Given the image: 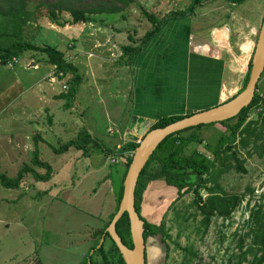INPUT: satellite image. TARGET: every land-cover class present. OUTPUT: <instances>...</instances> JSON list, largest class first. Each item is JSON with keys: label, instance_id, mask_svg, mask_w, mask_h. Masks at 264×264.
Listing matches in <instances>:
<instances>
[{"label": "rangeland", "instance_id": "obj_1", "mask_svg": "<svg viewBox=\"0 0 264 264\" xmlns=\"http://www.w3.org/2000/svg\"><path fill=\"white\" fill-rule=\"evenodd\" d=\"M40 1L46 4L55 0H33L30 6L34 7ZM191 1L136 0V4L126 6L128 9L121 12L98 14L95 21L68 22L66 26L51 23L46 15V7L37 9L35 25L39 27L27 30L25 38L38 45L57 46L70 62H73L75 53L77 59L74 63L81 75V83L77 85L71 84L73 76L70 74L58 77L55 82L57 84L52 82L53 97L52 94L46 95L51 102L39 98L44 93H39L42 86L35 83V80L45 76L47 67L41 64L36 70L30 69L27 59H35L29 53L17 57V62L11 66L0 59V171L14 179L28 165L39 174H45L46 167L33 163L36 148L40 159L49 163L52 170L45 180L37 179L33 173L23 170V178L16 188H8L0 183V253L3 255L1 259L9 260L7 264H13L15 258V264H31L36 257L41 264H87L90 261L105 264L101 255L94 252L93 246L98 245L101 228L116 211L117 194L113 193L112 183L109 181L113 176H109V172L114 173L118 167L121 170L129 157L124 160V157L115 155L116 162L111 163L108 156L113 151L107 149L115 151L119 138H126L125 133L134 111L133 100L122 90L129 81L122 76L121 86L120 60H115L124 52L126 45H141L144 35L153 28V22L143 10L154 14L157 21L165 18L158 23L160 27L154 34L158 39H167L164 33L173 20L183 29L179 44L171 50L169 60L163 64L162 76L170 79L179 76L187 64L189 54L194 53L187 38L188 30L196 33L201 29L224 25L232 14L239 19L251 17L252 21L256 17L259 24H262L264 18V0H246L243 3L203 0L194 9H190ZM100 2L102 0H72L74 6L81 8L90 4L98 5ZM115 3L114 1V6ZM112 4L111 2L109 5ZM173 12L181 15L173 17ZM63 16L68 20L72 18L68 12H64ZM247 28L243 27L241 33H233L231 40L236 41L237 45L242 43L246 36L244 34L248 32ZM110 37L114 38L110 40ZM103 45L110 50L105 55L102 54V59L98 50ZM125 56L129 58L126 54ZM108 58L111 60L108 61ZM36 61L39 62L38 59ZM122 64L124 67L127 64V68L130 66L125 61ZM127 68H123V73L128 78ZM45 78L47 79V75ZM64 83L68 85V89H63ZM43 84L47 85V81H43ZM239 84H242V80ZM21 86L25 92H22ZM47 86L51 89L50 85ZM73 86L74 95H67ZM62 93L65 95L59 97ZM16 96L18 97L15 99ZM45 109L50 111L51 118L47 117ZM34 113L38 115V120L41 119L40 123L33 121ZM251 116H256L253 111ZM25 118H28L27 121H23ZM52 118L58 125L66 124L67 129L56 130L58 125L55 124L54 132H39L40 127L44 128L42 124L49 126ZM89 128L99 141L98 147L92 144L87 153L75 147L61 153L54 151L53 147L58 148L76 139L82 129L89 131ZM223 130L225 127L221 122L186 130L182 132L177 145H185L187 138L194 139L184 146L185 152L190 154L197 149L214 160L213 152L217 149V140L223 136ZM39 134L45 136L44 141ZM126 139L125 144L133 141ZM200 139L203 140L201 144ZM173 148L174 138L171 136L153 152L150 159L152 165L164 162L169 150ZM234 150H240L238 156L243 159L246 171H239L233 165L228 169L225 167L219 175V184L226 193H244L246 196L232 217L217 214L212 216L205 232L202 230L203 217L193 203V191L185 193L174 202L180 191L178 186L163 178L144 180L142 193H138L136 199L137 212L144 222L151 224L159 223L164 218L166 232L171 236L166 240L160 234L148 237L146 264H182L187 254L184 248L190 245L198 252V257L191 264H227L229 256L237 252L236 243L244 232L245 220L249 214L248 200L252 204L264 200V152L261 155L255 151L247 156L239 145ZM232 162L235 163V160L232 159ZM220 164L221 162H217L216 168ZM118 181L121 182L120 174ZM101 188L105 192L103 195L100 193ZM248 188L254 192L248 191ZM206 195L207 191L203 194L204 198ZM101 196L105 197L104 208L93 213L90 208L94 206L90 207L89 199L100 202ZM100 207L101 204L99 209ZM93 225L100 229L96 231L93 228L90 232ZM108 239L104 246L107 249L110 245Z\"/></svg>", "mask_w": 264, "mask_h": 264}, {"label": "trees", "instance_id": "obj_2", "mask_svg": "<svg viewBox=\"0 0 264 264\" xmlns=\"http://www.w3.org/2000/svg\"><path fill=\"white\" fill-rule=\"evenodd\" d=\"M114 1L116 2V6H114ZM202 1L203 0H192L190 9H194ZM232 1L235 3H243V1L246 0ZM31 2H33V0H0V59L7 62L13 57H19L24 53H29L35 61L38 59L39 61L54 65L56 70L55 73L59 77H62L60 76V73L63 75H72L73 77L70 82L74 85L81 83V75L78 71L77 65L68 61L62 50L51 44L38 45L25 38V32L27 30H31L30 27L38 18L37 9L41 10V8L46 7V15L49 21L59 26H65L68 22L89 23L95 21V16L98 14L121 12L124 9H128L130 5L136 4V0H108V2L102 0V2H100L101 4H90L85 8H81L74 6L72 4V0H55L46 4L40 1L34 7L30 6ZM111 2L113 3L112 6L109 5ZM117 3L120 5L117 6ZM64 12H68L72 16L71 20L64 18ZM143 13L149 17L154 26L144 35L141 45H126L124 47L123 53L129 57V61L130 58L132 59L135 53L140 49V47L146 44L150 38L154 36L155 32L160 27L158 23L165 19L162 18L157 21L154 14L145 10H143ZM172 14H174L173 17L181 15L180 13L176 14L175 12ZM249 72L250 67L241 90H243L247 84ZM263 74L264 72L262 75ZM74 91L75 89L73 86L72 90H70L67 95L70 94L73 96L74 93L72 92ZM64 95L65 94L62 93L60 97ZM69 98H71V96H69ZM252 111L255 113V117L251 116ZM184 116L185 115H163L154 121L151 128L165 126L168 123L181 119ZM219 122L224 125L225 130L221 131L223 136L221 138L219 137L217 140V149L213 152L215 154L214 160H210L204 153L197 149H194L190 154L185 152L184 146L188 145L194 139L187 138L185 141L187 143H185V145H177L183 131L201 127L205 124L189 127L170 134L158 145L157 149L169 137L172 136L174 138L175 148L169 150L164 162L152 165V161L150 162V159L154 155V151L149 158V161L143 168L135 190V208L137 211L138 204L136 199L138 193L140 195L142 193L144 180L147 178H163L166 182L173 183L180 189L174 202H176L185 193L190 191L194 192L195 198L193 203L203 217L201 220L203 232L206 231L210 225L211 217L215 214L226 218L232 217L233 212L243 201L246 195L244 193L229 194L224 192L222 186L219 184V175L224 171L225 167L228 169L232 165L239 171H246L242 163L243 159L241 156H238L240 150L233 151L234 147L239 145L246 151L247 156H251L255 151L261 155L264 152V95L259 91V85H257L254 98L248 106L242 108L236 116ZM199 142L201 144L203 143V140L200 139ZM92 144L98 146L99 141L92 137L86 129H82L78 133L76 139L70 140L58 148L53 147V149L56 153H61L68 150L70 147H75L78 150H82L83 153H87L88 148ZM137 146V142L128 141L118 152L114 153V155H124L126 152H129V157L126 159V164L120 176L121 182L119 183L118 179H115L117 193L116 211L113 212L104 228L99 233V236L101 237L105 234V240L99 248H97V246H93V249L95 250L94 252L101 255V259L105 264H126L117 245L110 237L109 233L106 232V228L118 210L123 193V181L128 166L132 160V151ZM107 151L111 150L107 149ZM232 159L235 160V163L232 162ZM217 162H221L219 168H216L215 164ZM33 163L36 166L46 167L47 172L45 174H39L33 167L26 165L24 169L19 172V176L17 178L11 179L0 171V183L8 188H16L19 186L20 180L23 178L24 171L33 173L37 179H48L50 173L52 172L51 166L49 163L40 159V153L37 148L34 152ZM205 191H207L206 198L203 196ZM248 191L254 192V190L250 188H248ZM247 209L249 214L245 220L244 232L240 235L236 243L235 249H237V252H234L229 256L227 264H264V200L262 199L259 202L256 201L253 204L251 200H248ZM178 218L179 213L176 214V220H178ZM163 219H161V222L156 224H151L145 221L144 238L146 241L148 237H153L158 234L162 235L163 240H166L167 237H171L166 232V225ZM180 229L183 230L181 227ZM116 230L122 241L128 247L132 248L133 242L131 238L128 213H124L119 219L116 225ZM107 238L110 239V241L108 239L110 242L108 249L104 247ZM184 250L187 251V254L182 264H191L192 261L198 257V252L193 245L186 246ZM110 255H113V257H110ZM87 264L94 263L90 261ZM163 264L168 263L164 262Z\"/></svg>", "mask_w": 264, "mask_h": 264}, {"label": "crops", "instance_id": "obj_3", "mask_svg": "<svg viewBox=\"0 0 264 264\" xmlns=\"http://www.w3.org/2000/svg\"><path fill=\"white\" fill-rule=\"evenodd\" d=\"M250 18L245 19L242 17V19H239L232 14V16H228V21L224 23V25L201 29L196 33L188 30L187 38L190 40L189 44L192 46L194 53L191 52L189 54L187 64L184 65V69H182V72L176 78L170 79L162 76L163 64L169 60L171 50L179 44L183 30L175 20L171 22L169 29L164 33L167 39L164 37L158 39L156 36H152L146 44L140 47L134 57L132 59L130 58V61L123 52L120 56L118 55L115 61L120 60L119 68L122 72L120 75V80L122 81L121 86L123 85V77L127 82L129 81L125 88L122 87V90L126 96L133 100L134 111L132 113L141 117L151 118L155 121L163 115H186L211 108L235 96L241 90L243 80H245L248 73L261 26L256 17H253V19H255L254 21ZM242 23L245 25L242 26ZM37 27L39 26L35 25L34 22L30 29H35ZM243 27H248V32L244 34L246 35L244 41L237 45L236 41L231 40V36L233 33H241ZM113 38L114 37H110V40ZM194 43L196 44L194 45ZM108 50H110V48L103 45L102 49L98 50L99 57L103 59L102 54L105 55ZM73 55L74 63L77 57L75 53ZM175 55L177 54L175 53ZM110 60L111 59L108 58V61ZM27 61V66L31 67L30 69L33 68L36 70L40 68L41 64L48 68L45 74V76L47 75V79L45 76H42L35 80V83L42 86L39 89V93H44V95L39 96V98L43 101L47 100L51 102L52 100L47 99L46 95L52 94L53 97V87L54 84L57 83L54 82L53 84L48 76L54 73L55 67L43 61L38 62L32 59H27ZM122 61L127 62L130 65L129 68H127V64L125 65L126 67H124ZM88 65L90 64L88 63ZM123 68H127L128 71H126V73L128 74V78L125 73H123ZM45 80L47 81V85L51 86V89H49V86L43 84ZM241 80L242 84L240 85L239 83ZM233 81H236L235 84H233ZM258 85L259 91L264 95V74L261 76ZM22 92H25L23 87ZM17 97L18 96H16L15 99ZM45 113L48 118L52 117L48 109H45ZM37 117L38 115L34 113L33 121L40 123L41 119L38 120ZM27 119L28 118H25L23 121H27ZM23 121L22 124H25ZM55 124L52 118L49 122V126L45 125V123L42 124L44 128L40 127L39 132L52 133V131H55L56 125H58ZM67 127L66 124L58 125L56 130L61 129L64 131ZM88 132L94 137L92 135L93 131L90 128ZM39 135L44 141L45 136ZM119 139L120 141L116 144L115 151L109 148L114 153L118 152L127 140L126 138ZM104 151L103 149V155ZM113 152H111L108 157L115 156ZM128 156L129 152L120 155V157H124V160ZM123 168L124 164L121 170L118 167L114 173L111 171L109 172V176H111L110 174L113 176L112 179L110 177L109 181L112 183L113 193L115 194H117L115 179H118L119 174L121 176ZM102 189L103 188L100 189L101 195L105 193L101 191ZM94 193L96 194V191ZM100 202L97 200H93L92 202V200L89 199L90 207L94 206L90 208L93 213H98L99 210H103L104 204L106 203L105 197L101 196ZM100 204L101 207L99 209ZM94 217L98 218V216L95 215ZM93 228H95L94 225L90 232ZM103 228H101V230ZM95 229L97 231L100 228L98 227ZM2 257L3 255L0 253V264H7L9 260H3L1 259ZM16 261L17 258H15L14 263H12L15 264ZM18 261L20 262L19 259ZM32 261L31 264H41L37 257Z\"/></svg>", "mask_w": 264, "mask_h": 264}, {"label": "water", "instance_id": "obj_4", "mask_svg": "<svg viewBox=\"0 0 264 264\" xmlns=\"http://www.w3.org/2000/svg\"><path fill=\"white\" fill-rule=\"evenodd\" d=\"M250 64L249 78L244 89L229 100L214 107L193 112L157 128H151L154 123L151 118L136 114L131 116L128 124L129 129L126 130L125 137L136 141L138 146L132 151V160L123 181V193L118 210L106 228V232L109 233L117 245L126 264H146L145 222L135 208V190L143 168L158 145L170 134L200 124H209L232 118L252 102L258 82L264 72V18ZM124 213L129 215L132 248L122 241L116 230L117 222ZM104 239L105 234L102 235L97 248L103 244Z\"/></svg>", "mask_w": 264, "mask_h": 264}, {"label": "built area", "instance_id": "obj_5", "mask_svg": "<svg viewBox=\"0 0 264 264\" xmlns=\"http://www.w3.org/2000/svg\"><path fill=\"white\" fill-rule=\"evenodd\" d=\"M14 62H17V58H13L12 60H10L9 62H8V65H12V63H14ZM62 73H60V75H61ZM57 78H58V75H56V73H53V74H51L50 75V81L51 82H56L57 81ZM63 89H68V85L66 84V83H64L63 84ZM111 161L112 162H114L115 161V157H112L111 158Z\"/></svg>", "mask_w": 264, "mask_h": 264}, {"label": "clouds", "instance_id": "obj_6", "mask_svg": "<svg viewBox=\"0 0 264 264\" xmlns=\"http://www.w3.org/2000/svg\"><path fill=\"white\" fill-rule=\"evenodd\" d=\"M13 58H17V57H13ZM13 58H12V59H13ZM12 59H10V60H12ZM10 60H8V61L6 62L7 65H8V62H9ZM9 66H10V65H9ZM55 72H56V70H54V73H55ZM56 75H57V74H56ZM60 76H63V74H61ZM58 77H59V76H58ZM57 79H58V78H57ZM49 80H50V76H49ZM239 92H240V91H239ZM239 92H238V93H239ZM134 142H136V141H134ZM112 157H115V156H110V162H111V163L116 162V157H115V161H114V162L111 161V158H112ZM108 158H109V157H108ZM145 241H146V240H145Z\"/></svg>", "mask_w": 264, "mask_h": 264}]
</instances>
